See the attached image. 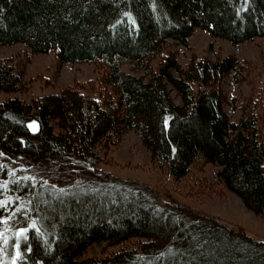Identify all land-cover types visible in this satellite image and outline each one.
Segmentation results:
<instances>
[{"label":"trees","instance_id":"obj_1","mask_svg":"<svg viewBox=\"0 0 264 264\" xmlns=\"http://www.w3.org/2000/svg\"><path fill=\"white\" fill-rule=\"evenodd\" d=\"M197 30L233 46L264 39V0H0V47L93 64L99 74L97 85L0 103V260L264 264V242L244 229L163 207L110 174L86 172L85 182L60 187L6 161L84 169L133 131L177 182L211 165L217 184L264 217V89L240 105L230 98L229 78L252 85L257 73L234 55L193 54L183 64L176 48L189 47ZM14 62L0 58V93L23 90ZM34 121L37 134L28 127ZM95 246L99 255L88 257Z\"/></svg>","mask_w":264,"mask_h":264},{"label":"rangeland","instance_id":"obj_2","mask_svg":"<svg viewBox=\"0 0 264 264\" xmlns=\"http://www.w3.org/2000/svg\"><path fill=\"white\" fill-rule=\"evenodd\" d=\"M183 64L194 54L197 57L234 55L248 66L256 69L253 84H235L231 78L226 82V90L231 99L236 98L240 105L245 99L264 89V39L233 46L227 41L211 37L197 30L189 41V47L176 48ZM14 58L17 67L23 70V90L20 93H0V103L8 99L20 98L29 103L35 98L60 93L64 88L78 83L94 81L97 85L99 74L95 65L89 63L63 64L54 54H31L23 45L0 47V58ZM14 62V63H15ZM125 73H132L130 65H123ZM251 75V74H250ZM249 76V75H248ZM255 88V92L254 89ZM88 93V92H86ZM175 96V94H174ZM227 107L234 120L238 113ZM264 117V105L261 108ZM264 137V126H263ZM14 170H20L35 178H46L60 187L83 183L88 179L86 172H97L102 176L110 174L116 180L127 182L157 198L161 206L173 209L182 205L192 213L214 217L231 228L244 229L257 241L264 242V217L257 216L245 208L242 202L215 182L216 169L211 165H201L189 177L176 181L164 170L155 165L150 154L135 132L124 133L118 146L96 166H83L84 169L64 168L56 163L29 165L25 162L6 159ZM200 169V170H199ZM100 246H95L88 257L99 255ZM0 264H10L5 259Z\"/></svg>","mask_w":264,"mask_h":264},{"label":"water","instance_id":"obj_3","mask_svg":"<svg viewBox=\"0 0 264 264\" xmlns=\"http://www.w3.org/2000/svg\"><path fill=\"white\" fill-rule=\"evenodd\" d=\"M29 130L32 134H37L40 130V125L38 122L34 121L31 124H29Z\"/></svg>","mask_w":264,"mask_h":264},{"label":"snow or ice","instance_id":"obj_4","mask_svg":"<svg viewBox=\"0 0 264 264\" xmlns=\"http://www.w3.org/2000/svg\"><path fill=\"white\" fill-rule=\"evenodd\" d=\"M165 123L167 124V120L165 121ZM3 202H0V204H2ZM32 227H34V225H32ZM27 231V229H21L20 230V234H23Z\"/></svg>","mask_w":264,"mask_h":264}]
</instances>
